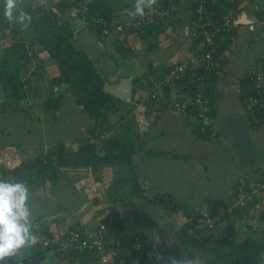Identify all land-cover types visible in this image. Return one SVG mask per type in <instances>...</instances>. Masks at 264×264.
Here are the masks:
<instances>
[{
	"label": "crops",
	"instance_id": "obj_1",
	"mask_svg": "<svg viewBox=\"0 0 264 264\" xmlns=\"http://www.w3.org/2000/svg\"><path fill=\"white\" fill-rule=\"evenodd\" d=\"M110 1L113 3V17L117 24L112 26L110 30L108 29L103 38L97 37L71 7L65 11L59 20V22H69L75 34L80 32L81 38H84L85 44L87 43V49L84 48L88 54L90 53L89 56L95 61V65L100 60H96V57H102L103 70L97 69L106 78L105 80L110 83H118L121 77L132 75L134 81L138 79V84L145 87L144 91L141 92L144 94L145 91L148 92L155 84L167 77L176 66L185 64L188 71L183 74L181 80V85H183L182 97H193L196 94L194 89L199 83L198 75L202 74L204 69L200 66L192 67L186 63L187 59L194 53L199 52L200 36L197 37L195 33L197 28L194 26L192 0H176L174 3L176 10L164 18L165 29L157 36L153 34L145 36L143 34L147 26L141 30L133 25L135 19L131 13L134 11L135 0ZM44 2V6L51 7V9L57 7L54 0ZM255 2L257 0L241 2L244 9L238 12L242 14L243 11H247L248 17L254 20V15L257 16L253 10ZM12 23L15 24V22ZM257 31H260L264 37V25L260 20L244 24L233 23L227 29L228 35L225 38L233 35L232 43L221 53L219 68L214 70L206 79V87L210 85L206 96L211 100L212 111V114L210 113L212 122L206 133L201 130L202 125L197 119L198 111L196 108L187 113L175 110L170 102H163L159 107L154 106L156 101H153L151 106L139 103L144 107L147 116L144 121L146 124L141 126L140 130L134 129L132 125L131 138H128V141L135 145V151L131 156L134 171L131 172L129 170L130 165H125L124 162L122 164L101 162L104 164L99 163L96 167H100V164L103 167L100 170L98 167L97 172H100L105 166L117 168L113 174L108 173L113 178L110 175L107 176H110V181L114 182L127 179L130 174L134 175L135 173L141 189L147 195L155 196L164 193L173 195L176 201L185 205L193 215L191 220L196 221L194 226H197L196 229L200 228L199 232L203 233L199 236H204V231L201 228L205 225L198 220L204 212H208L212 215H221L224 226L228 222L235 224L238 235L244 232L241 238L256 239L259 236L260 238L263 237L264 218H260V215L264 212V183L259 182V180L264 179V118L251 107L254 86L250 80L251 71L264 55V51L261 52L264 43L256 35ZM34 32L31 26L24 25L20 32V37L27 42L29 49V58H23L19 61L22 67L21 75L26 91L25 97H27L23 102L28 100V97H44L45 99L42 98L44 101L46 97H61V108L49 111V114L57 117L63 114L65 98L72 97L70 92L74 95L73 97L76 96L67 83L54 85L53 79L61 74V69L48 51L43 50L41 45L32 43L36 35ZM0 34L2 35L3 31ZM1 38L0 36V62L3 57ZM98 42L102 45H99ZM115 55H118L117 57L120 59L115 58ZM109 57H112L110 59L117 61V63L119 61V64H126L127 60L138 62V65L143 68L140 72L142 74L133 72L130 66H116L114 71L106 74L105 62ZM202 60L205 61L204 58ZM213 75L215 76L213 77ZM62 87L67 92L60 93L59 88ZM0 97H7L1 86ZM4 114L10 115L9 113ZM13 114L16 113H11V115ZM16 115L13 117L20 121V117L27 114L22 113L21 110ZM59 125L62 129L65 127L64 135L60 132V137L55 140L53 138L51 142L44 141L39 137L37 138L38 143L30 142L24 150L21 149L22 143L16 151L13 146L18 142L12 143L14 142L12 139L3 140L1 137V148L6 152L0 151L3 155L2 161H4L0 164L13 168L25 161L20 160L19 150L24 153L29 148L30 153L36 155L33 157H37L54 145L64 144V142L75 138L74 131L71 130V134L67 122H62ZM124 128L126 126L115 127L114 131L122 132ZM46 129L50 131L49 128ZM53 131L56 132V130ZM32 133L30 132L28 135H32ZM159 152L160 154H155ZM87 168L90 167H85V169ZM61 173L60 178L52 183V189L56 190L53 196L48 195L44 190H35L34 193L30 194L29 203L37 211V214L33 215L36 242L38 233L54 232L55 225L60 222L62 232L74 227L82 229L91 237H95L100 230V223L103 221V218L100 219L99 217L105 215L108 209L112 213L113 211L116 212V221H119L121 226L116 225L117 228L116 230L113 229L112 236L124 244L128 254H131L130 245L137 232L143 231L147 240L153 237L143 226L139 216L136 217L135 221L137 220L138 225L143 226L144 229L135 228L130 232L127 230L126 221L122 215L124 207L119 203L121 198L115 201L114 196L107 199L108 196L102 201L96 191H90L87 186L84 189L80 188L79 182L83 185L84 182H89L91 179L87 174L82 173V170L75 169L74 165H71L68 166L66 172L62 170ZM69 174L74 177H70ZM117 174L122 177L114 180ZM101 182L104 181L101 179ZM248 182L251 185V190L245 189ZM256 182L259 183L256 185ZM129 192H132L131 184L129 185ZM247 196H251L252 201L256 197L258 201L253 206L248 207L247 204L250 203L246 199ZM131 200L136 201L139 206L137 209H135L136 205L131 207L134 208L133 212L138 211L137 214L139 215L143 213L153 214L149 208L143 209V203L145 206L153 204L136 196L131 197ZM89 207H94L92 214H89ZM161 210L163 211L161 212L162 219H164L162 225H170L173 230L170 233L164 227L161 228L160 232L164 233L161 237L163 241H167L168 237L173 235L172 237L175 239L173 243L178 251L168 256L167 262L169 263L167 264H172L173 260H185L186 264L200 262V252L197 254L189 253L175 238V235L190 220L189 217L183 211L171 212L163 208ZM239 212L242 214L241 216L238 214ZM156 219L154 218L155 221ZM191 232L195 234L192 229ZM56 233L60 234L61 232ZM34 252L33 245L30 249L20 253L15 260L9 259L5 264L21 260L26 262L35 258ZM149 253L150 248L147 255L151 260L152 255ZM51 257H47L44 264H62L55 254ZM170 258H172L171 261ZM142 264L144 263L142 262Z\"/></svg>",
	"mask_w": 264,
	"mask_h": 264
},
{
	"label": "trees",
	"instance_id": "obj_2",
	"mask_svg": "<svg viewBox=\"0 0 264 264\" xmlns=\"http://www.w3.org/2000/svg\"><path fill=\"white\" fill-rule=\"evenodd\" d=\"M241 1L244 2L247 0ZM90 3L92 11L106 17L108 22L111 21L114 13L113 3L110 0H92ZM163 3L164 6L171 7L172 4L176 3V0H164ZM192 3L193 8H195L196 0H192ZM19 6L32 16V20L28 24V26H31L36 31V36L32 43L39 44L43 50L48 51L61 69V74L53 79L54 85L67 83L73 89L77 97V103L83 105L86 112L95 117V123L93 126L86 127V136L79 140L78 150L72 151L71 155L68 156L66 154L64 145L61 143L56 148L50 149L47 154H42L24 161L13 168H8L0 164V179L13 182H27V178L29 176L34 177L36 173V178H41L44 182L49 181L53 183L60 178L62 167L71 165L92 167L101 162L112 164H122L124 162L125 165H130L129 170L133 172L131 156L135 151V145L128 141V138H131L130 130L133 124L129 123L125 125L126 128L122 132H118V130L114 131L116 124L109 117L110 113H119L121 106L127 104V102L104 91L106 78L98 71L87 51L83 47L76 45L77 43L74 40L75 32L71 29L70 23L67 21L59 22L61 16L71 5L65 0H58V11L51 13L44 11L42 7L34 6L32 0H22ZM230 6L228 3L221 2L215 6V11L219 13L222 10L227 11ZM233 7L235 10L238 9V11L244 9V6H241L238 0ZM60 13L61 15H59ZM78 15L81 18V13H78ZM257 16L259 18L261 17L259 14ZM164 18L156 16L155 21L147 26L143 35H159L165 29L163 23ZM22 26L18 22H15V24L10 23L4 17V0H0V32L3 31V34H0L3 47V57L0 62V86L6 92L7 96L4 101L0 102L1 113H11L12 109L7 108L8 103L12 104L13 102H18L26 98V91L21 75L22 67L19 61L23 58H29V49L27 42L20 37ZM88 28L93 30L97 37L103 38L106 34L105 32L108 29L110 30L112 26L107 25L105 28L102 24L97 26L89 24ZM226 35L228 34L226 33ZM225 36L219 39V54L224 52L232 43V37H234L233 35H229V38H225ZM122 51L126 52L123 49ZM181 80H177V92L181 94L180 99H185V97H182L181 90L183 85H181ZM144 88L143 85L140 86L138 84V79H135L133 100L137 99L138 103H144L150 106L153 104V101H156L154 102V106L156 107H159L163 102H169L173 94V90L165 86L162 92L156 96L149 95L148 100L145 101V95L141 93L144 91ZM208 88H210V85L206 89ZM252 96H256L254 87ZM50 98L47 99L46 106H49L48 108L51 110L60 109L62 106V98ZM192 109L194 108L190 106L187 113L192 111ZM102 135L104 137H101ZM200 135L203 136L201 133ZM100 145L101 147L98 148ZM155 154L158 155L160 152ZM129 176L127 179L124 178L119 182H114L112 189L114 190L113 196L115 201H118V198H125L123 195L119 197L118 187L126 186L128 183L131 184L132 188V192L128 195L129 197L136 196L171 212L183 211L190 220L175 235V238L189 253L197 254L200 252L206 254L205 264H264V236L259 240L251 237L241 238L237 233L235 224L229 222L226 226L222 225L217 230L211 231L208 235L197 236L191 232L196 221L191 220L193 215H191L185 205L178 203L176 198L168 193L155 196L147 195L141 189L135 173ZM29 180L28 182L31 184L36 181V179L31 178ZM249 182L245 187L246 190H251ZM259 182L264 183V179L259 180ZM259 182L255 184L257 185ZM256 201H258L256 197L253 201L251 198L248 201L250 203L247 204L248 207L253 206ZM113 213L117 216L116 212L113 211ZM238 214L240 216L242 215L240 212ZM104 219L111 220L108 235L112 237L114 233L113 229L116 230V225H119V221H112L111 215H107ZM69 229H74V227ZM45 234L53 237L57 233L45 231ZM137 234L141 236L143 245V251L139 253V257L145 263L148 259L147 253L149 250L147 236L143 231H139ZM161 235L163 236L164 233H161ZM34 250V257H38L45 254L49 248L40 249L38 248V242H36L34 244ZM82 257L84 262H87L92 259L93 253L92 251L84 250ZM19 262L23 264L25 261L21 260ZM8 264H17V262L11 261Z\"/></svg>",
	"mask_w": 264,
	"mask_h": 264
},
{
	"label": "built area",
	"instance_id": "obj_3",
	"mask_svg": "<svg viewBox=\"0 0 264 264\" xmlns=\"http://www.w3.org/2000/svg\"><path fill=\"white\" fill-rule=\"evenodd\" d=\"M65 1L71 5V8L77 14L81 13V19L87 26L89 24L94 26L102 24L106 28L107 25L115 26L117 24L114 17L108 22L106 17L92 11L90 6L92 0ZM163 1L158 0L152 9H146L144 18H134L133 25L143 30L145 26L155 21L156 16H170L175 10V5L172 4L171 7H166ZM238 1L240 3L243 2L241 0ZM221 2L228 3L231 6L227 11L222 10L219 13L215 11V6ZM235 3H237V0H196L193 17L194 26L197 28V32L195 33L197 37L200 36L198 49L200 53H194L186 61L192 67L200 66V68L204 69L203 73L198 75L199 83L196 87V94L193 97H185V99L179 98L181 94L177 92V80H181L183 74L188 71L185 64L176 66L167 77L159 81L158 84H155L153 92L150 90V95L156 96L163 87L168 86L173 90V94L169 99L172 107L183 112H187L190 106L196 108L198 111L197 119L201 122L203 133H206L212 122L210 114L211 100L206 96V79L214 70L219 68L221 56V53L219 54V39L225 36L229 26L235 23L237 17L241 14L238 12V9H234ZM253 10L261 16L260 18L257 17L264 25V0H257L253 4ZM250 80L253 82L256 93V96L251 98V107L264 118V55L258 60L256 67L251 71ZM251 198V196L246 197L248 201ZM105 215H111L112 221H115L117 217L110 209L106 211ZM222 220L221 215H212L204 212L198 221L207 223L209 229L214 231L224 225ZM110 221L105 219V221L100 223V230L95 237H91L90 234L80 228L67 229L53 237L40 232L37 235L38 248H49L45 253L50 254V258L55 254L62 264H142L139 257V253L143 251L141 236L139 234L134 235L130 245L131 254H128L124 244L119 239L108 235L111 227ZM84 250H89L93 253L92 259L87 262H84L82 257Z\"/></svg>",
	"mask_w": 264,
	"mask_h": 264
},
{
	"label": "rangeland",
	"instance_id": "obj_4",
	"mask_svg": "<svg viewBox=\"0 0 264 264\" xmlns=\"http://www.w3.org/2000/svg\"><path fill=\"white\" fill-rule=\"evenodd\" d=\"M54 1L57 5L58 1H56V0H54ZM32 3L36 7H42V9L44 11H47L49 13L54 12V11H58L57 7L54 9H51V7L44 6L45 2L42 0H32ZM184 13H185V11H184ZM34 33L36 34V31ZM256 35L259 37L260 41L264 43V37H262V34H260V31H257ZM83 39L84 38H81L80 32L78 34H75L74 40L77 43L76 45L78 47L83 46V48L85 47L87 49V43L85 44ZM98 44L102 45L99 42H98ZM262 51H264V48L261 50V52ZM97 55H98V53H97ZM115 56H116L115 58L120 59L117 57L118 55H115ZM110 58H112V57H109L108 59H106V62H105V67L107 70L106 74H109L112 71H114L116 69V66H122V67H124V66L129 67L130 66L131 69L133 70V72H137V73H139V75L142 74L140 72H142L143 68H142V66L138 65V62L127 60L126 64H124V63L119 64V61L117 63V61H113V59H110ZM98 59H100V60L98 61L96 68H101L103 70L104 65H103L102 57L97 56L96 60H98ZM136 68H137V70H136ZM154 87H155V85L151 88L152 92H153ZM65 91L66 90L64 87L59 88L60 93H64ZM144 95H145V101L148 100V98H149L148 96L150 95V90H148V92L145 91ZM70 96H72V97H66L64 100L63 114H61L57 117H53L52 114H49V111H53V110L49 109L48 108L49 106L48 107L46 106L47 99H49L50 97H46L45 101H44V99H45L44 97H28V100H26L24 102H23V100H21L18 102H13L12 104L8 103L7 108L12 109L11 113L17 114V112H21V110H22V113L27 114V115H25V116L22 115L20 117L21 120L18 121L17 118L13 117V115H16V114L11 115V113H9L10 115L6 116L4 113H1V111H0V139H1V137H3V140L12 139L14 141L12 143L18 142V143H16L15 146H13V149L16 151H17V149L20 148L19 146L22 143L21 149L24 150L27 148V146L30 142L31 143L34 142V144L38 143L39 141L37 140V138H39V137L42 140L47 141V142H51L53 138H54L53 140L58 139L61 135L60 132H62V135H64L63 132L65 129V127L62 129V127H60L59 124H62V122H64V123L67 122V125L69 126L71 134H72L71 130L74 131V137L75 138L73 140H68L67 142H64L63 145H64V149L66 151V154L68 156L71 155L72 151L78 150V147H79V141L78 140H80V138H82L86 135V127L94 125L95 117L89 115L86 112L84 106L79 105L77 103V97H73L74 95L71 94V92H70ZM42 98H44V99L42 100ZM4 99H6V97H2L0 99V102L4 101ZM25 99H27V97ZM169 102H170V100H169ZM65 104H67V105H65ZM175 110H177V109H175ZM46 112H48V113H46ZM28 115H30V116H28ZM31 116H33V117L31 118ZM146 116L147 115L144 112V107L142 105H139L137 99L132 100L131 102H129V103L127 102V104L122 105L121 111L119 113L113 112V113L109 114L111 121L116 124V125L115 124L114 125L117 128L120 126L124 127L125 125L132 123L134 126V129L138 128L139 130H140L141 126H144L146 124L144 122L146 119ZM23 120H25V121H23ZM51 120H53V121H51ZM11 124H13V125H11ZM8 125H10L9 128H8ZM46 128H49L50 131L47 130ZM53 130H56V132ZM59 130H61V131H59ZM30 132H33L32 135H28ZM1 141L2 140H0V151L6 152V150H3L1 148ZM2 145H4V144L2 143ZM58 145L59 144L54 145L51 149L56 148ZM7 146H8V144H7ZM22 150H19V153H18L20 160L27 161V160L34 158L33 156H36V155H33L34 153H30L31 151L29 150V148L24 153ZM49 151H50V149H48L45 153L47 154ZM45 153L44 154L42 153V154L45 155ZM11 154H12V152H11ZM2 156L3 155L0 153V163H4V161H2L3 160ZM17 163H19V162H17ZM101 164H104V163H101ZM101 164H100V167L98 166L99 169L96 166H92V167L87 168V169H85V167H80L77 165H74V167H75V169L82 170V173L87 174L88 177H91V179H89V182H84V184H86V185H84V184L82 185V183L79 182V185H81L80 188L84 189L87 186L90 191H92V190L96 191L98 193V195L101 197L102 201H104L108 196L109 197L107 199L112 197L114 194V190L111 188L114 185V181H110L111 177L113 178V176H111L108 173L113 174L114 172H116L117 168H115V167L109 168L110 166H105V168L101 169L100 172H97V169L100 170V168L103 167V165H101ZM3 166H4V164H3ZM61 169L66 172V170L68 169V166L62 167ZM108 175H110L111 177L110 176L107 177ZM36 176H37V174L35 173L34 177L29 176L27 178V182L23 181V183L28 185L29 190H30V194L34 193L35 190L36 191L44 190V192H47L48 195L53 196L56 193V190L52 189L53 188L52 182H49V181L44 182L43 179L38 178V177L36 178ZM69 176L74 177V176H71L70 174H69ZM121 177L122 176L117 174L114 177V180H116V178L118 179ZM30 178L36 179V181L33 182V184H31L30 182H28V181H30L29 180ZM98 179H100V180H98ZM101 179L104 182H101ZM31 181H33V180H31ZM129 185L130 184H127V186H120V189H118V195L125 196V198L121 199V201H119V203H120V205H122L124 207V209L122 210V215L125 218V221H126L125 225L127 227V230L130 232L133 229L135 230V228L144 229L143 228V226H144L146 228V230L153 236L150 240H148V245L150 248L149 255L150 254L152 255L151 260L148 258L144 264H167V263H169V262H167L168 256L172 255L178 251L176 250V247H175L176 245L174 246V243H173V241L175 240L172 237L173 235H170L168 237L167 241H163V238L161 237L160 230L163 227L165 229H167V231H170V233L173 232V230H172L170 225H165V226L162 225V223L164 222V219H162V213L161 212H163V211L161 210V207H159V206H155V205L154 206L153 205L145 206V203H143V205H144L143 209L145 207L149 208L151 210V212L154 214V215L152 214L153 216L151 215V213H149V214L143 213V214L139 215V214H137L138 211L137 212L132 211L134 208H131V207H134L136 205L135 209H137L139 206L137 205L136 201L131 200V197L128 196L130 194ZM106 188L109 190V191L107 190L108 192L106 191ZM51 190H52V192H51ZM57 191H58V188H57ZM31 208L33 209V207H31ZM89 208H90L89 214H92L91 212H92V210H94V207H89ZM32 212H33V215L37 214V211L35 208L32 210ZM80 213H81V210H80ZM160 213H161V216H160ZM106 216L107 215H103L102 217H99V218L100 219L103 218L102 220L105 221L104 218H106ZM138 216L141 218L143 226H139L138 221L137 220L135 221L136 217H138ZM154 218L155 219L157 218L156 221L154 220ZM260 218H264V212L262 215H260ZM98 219H97V221H98ZM36 221H37V219H36ZM151 221H153V222L151 223ZM60 223L55 225L54 232H62V230L60 229L62 224H60ZM204 225L207 228L204 226L201 229L204 231V235L205 234L208 235L212 230L209 229V226L207 223H204ZM196 227L197 226H194L192 228V231L196 235H203V233L199 232L200 228L196 229ZM242 234H244V232L241 233V235ZM241 235H239V237H241ZM257 239L259 240L260 236L257 237ZM205 258H206V254L201 253L200 262L198 261V262H196V264H205ZM171 260H172V258H170V261Z\"/></svg>",
	"mask_w": 264,
	"mask_h": 264
},
{
	"label": "clouds",
	"instance_id": "obj_5",
	"mask_svg": "<svg viewBox=\"0 0 264 264\" xmlns=\"http://www.w3.org/2000/svg\"><path fill=\"white\" fill-rule=\"evenodd\" d=\"M22 0H4V17L28 26L32 16L19 5ZM158 0H135L133 18H144ZM30 190L23 182L0 179V264L16 257L36 243ZM17 264H20L17 261ZM172 264H186L175 261Z\"/></svg>",
	"mask_w": 264,
	"mask_h": 264
},
{
	"label": "water",
	"instance_id": "obj_6",
	"mask_svg": "<svg viewBox=\"0 0 264 264\" xmlns=\"http://www.w3.org/2000/svg\"><path fill=\"white\" fill-rule=\"evenodd\" d=\"M253 19L254 20L248 17L247 11H243L242 14L237 17L235 23L244 24L259 21L256 15H254ZM104 91L116 98L129 103L133 100L134 78L132 75L123 76L120 78V81L118 83H110L108 80H105ZM47 257H50V254L45 253L43 255L30 259L23 264H44L46 263L44 261L47 260Z\"/></svg>",
	"mask_w": 264,
	"mask_h": 264
}]
</instances>
